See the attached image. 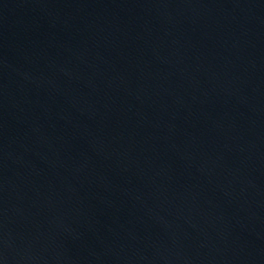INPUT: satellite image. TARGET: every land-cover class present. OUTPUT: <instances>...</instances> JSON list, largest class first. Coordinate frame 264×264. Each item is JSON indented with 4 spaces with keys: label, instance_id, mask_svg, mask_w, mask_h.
Wrapping results in <instances>:
<instances>
[{
    "label": "water",
    "instance_id": "obj_1",
    "mask_svg": "<svg viewBox=\"0 0 264 264\" xmlns=\"http://www.w3.org/2000/svg\"><path fill=\"white\" fill-rule=\"evenodd\" d=\"M161 0H0V264H155Z\"/></svg>",
    "mask_w": 264,
    "mask_h": 264
}]
</instances>
